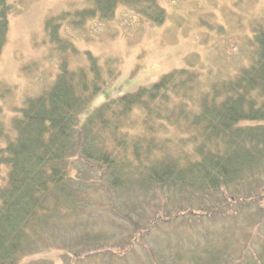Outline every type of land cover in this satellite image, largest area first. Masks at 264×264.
<instances>
[{
	"label": "trees",
	"instance_id": "1",
	"mask_svg": "<svg viewBox=\"0 0 264 264\" xmlns=\"http://www.w3.org/2000/svg\"><path fill=\"white\" fill-rule=\"evenodd\" d=\"M121 5L156 24L167 19L159 0H85L81 7L49 18L46 29L60 60L56 77L25 98L12 116L11 127L0 120L4 181L0 185V264H26L25 259L43 250V244L64 238L68 217H73L71 226L81 218V226L89 193L94 191L87 185L98 188L96 176L107 181L102 192L108 197L114 193L160 196L165 188L218 197L231 186L247 191L253 182L248 180L264 168V28L254 27L251 62L233 79L200 91L198 73L180 68L117 97L106 92L105 101L93 107L94 97L120 71L113 62L108 69L109 61L104 64L91 50L79 54L72 41L60 37L59 28L62 23L82 29L92 18L110 19ZM12 6L10 0H0V58ZM69 51L78 52L80 61L72 62ZM4 91L13 93L8 83L0 81V97ZM195 92L197 103L193 99L191 107L176 100L178 95L194 98ZM175 126L178 131L190 130L168 133ZM234 196L230 195L231 202ZM60 226L64 227L56 230ZM183 253L174 252L172 263L186 259L183 264H264V247L252 255L247 251L236 262L222 247ZM168 259L167 255L162 264Z\"/></svg>",
	"mask_w": 264,
	"mask_h": 264
},
{
	"label": "rangeland",
	"instance_id": "2",
	"mask_svg": "<svg viewBox=\"0 0 264 264\" xmlns=\"http://www.w3.org/2000/svg\"><path fill=\"white\" fill-rule=\"evenodd\" d=\"M10 1V28L0 58V81L13 89L11 95L4 91L0 97V120L8 127L25 98L52 84L58 72L59 53L46 29L47 20L85 2ZM159 1L168 14L162 24L122 5L114 17L92 18L82 29L61 23L60 37L72 41L82 51L79 54L91 50L104 64L109 61L108 69L113 62L120 71L94 97L93 107L105 101L106 92L117 97L121 92L152 84L175 69L195 70L202 91L212 83L235 78L250 64L254 27L264 28V0ZM202 20L207 23L204 25ZM79 54L69 51L68 56L76 63L80 61ZM197 97L195 92L194 98L178 95L176 100L188 102L191 107ZM181 129L170 127L168 133L181 135L190 130ZM141 130L139 125L137 134ZM3 169L2 176L6 173ZM256 172V178L248 180L253 182L246 186L247 191L239 192L231 186L218 197L216 193L195 196L169 188L160 196L143 193L118 197L114 193L108 197L102 192L108 187L107 181L102 175L96 176L99 187L88 182V189L94 191L89 193L81 226V218L71 226L73 217H68L63 229L65 237L52 240L47 246L43 244V250L26 258L25 263L46 260L51 264H162L168 255L167 264H174V252L187 255V250H201L204 246L227 249L233 262L247 251L246 255L259 253L264 247V168ZM230 195H235L234 202ZM220 211L224 212L221 217H206ZM202 218L205 219L201 221ZM179 262L183 264L186 259Z\"/></svg>",
	"mask_w": 264,
	"mask_h": 264
}]
</instances>
